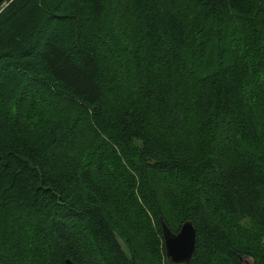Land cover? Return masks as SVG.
Returning <instances> with one entry per match:
<instances>
[{"label": "trees", "instance_id": "trees-1", "mask_svg": "<svg viewBox=\"0 0 264 264\" xmlns=\"http://www.w3.org/2000/svg\"><path fill=\"white\" fill-rule=\"evenodd\" d=\"M162 219L264 264V0H3L0 264H174Z\"/></svg>", "mask_w": 264, "mask_h": 264}, {"label": "water", "instance_id": "water-1", "mask_svg": "<svg viewBox=\"0 0 264 264\" xmlns=\"http://www.w3.org/2000/svg\"><path fill=\"white\" fill-rule=\"evenodd\" d=\"M2 2L3 0H0V6ZM161 226L167 258L174 264L189 262L195 251L196 229L194 223L191 220H186L177 233L172 231L163 219ZM67 264L74 263L68 259Z\"/></svg>", "mask_w": 264, "mask_h": 264}, {"label": "bare ground", "instance_id": "bare-ground-1", "mask_svg": "<svg viewBox=\"0 0 264 264\" xmlns=\"http://www.w3.org/2000/svg\"><path fill=\"white\" fill-rule=\"evenodd\" d=\"M171 229V228H170ZM196 246V245H195ZM249 262H250V260H249Z\"/></svg>", "mask_w": 264, "mask_h": 264}]
</instances>
